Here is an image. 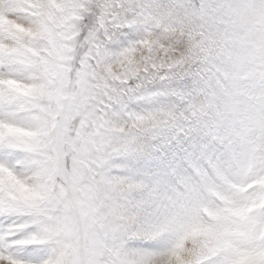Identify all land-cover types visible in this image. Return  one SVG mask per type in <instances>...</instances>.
Returning <instances> with one entry per match:
<instances>
[{
    "label": "snow or ice",
    "instance_id": "6c2138e0",
    "mask_svg": "<svg viewBox=\"0 0 264 264\" xmlns=\"http://www.w3.org/2000/svg\"><path fill=\"white\" fill-rule=\"evenodd\" d=\"M0 264H264V0H0Z\"/></svg>",
    "mask_w": 264,
    "mask_h": 264
}]
</instances>
